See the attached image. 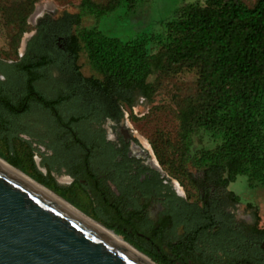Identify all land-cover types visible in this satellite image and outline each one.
<instances>
[{"label":"trees","instance_id":"1","mask_svg":"<svg viewBox=\"0 0 264 264\" xmlns=\"http://www.w3.org/2000/svg\"><path fill=\"white\" fill-rule=\"evenodd\" d=\"M38 1L26 0L15 9L22 25ZM152 1L110 0L102 5L82 0L77 14L41 20L26 52V58L37 61L22 68L33 74V68L56 66L74 90L85 92L95 106L110 112L132 106L138 95L150 98L155 88L149 79L157 73L196 72L197 98L179 112L175 157L184 172L191 162L202 173L194 185L206 202L219 195L223 201L241 203V197L228 190L238 177H247L251 189L264 187V0L253 5L244 0H180L163 17L148 15L146 4ZM115 14L128 20L126 29L133 28V35L124 38L110 34L106 25L103 28L101 22ZM88 17L98 24L85 26ZM24 32L22 28L20 37ZM83 57L90 76L81 71ZM0 133V138L6 134L8 163L79 208L67 191L40 176L19 138L12 141L5 130ZM195 137L201 143L208 138V143L194 150ZM22 154L29 168L20 159ZM249 208L256 231L262 218L258 207L249 203Z\"/></svg>","mask_w":264,"mask_h":264},{"label":"flooded vegetation","instance_id":"2","mask_svg":"<svg viewBox=\"0 0 264 264\" xmlns=\"http://www.w3.org/2000/svg\"><path fill=\"white\" fill-rule=\"evenodd\" d=\"M26 52L16 61L0 58V128L22 141L40 176L79 208L43 186L151 260L149 253L168 264H264V217L255 231L249 203L244 217L241 203L219 195L206 202L198 187L192 198L142 147L127 106H95L53 65L27 73L22 67L37 60ZM15 70L20 88L10 84Z\"/></svg>","mask_w":264,"mask_h":264},{"label":"rangeland","instance_id":"3","mask_svg":"<svg viewBox=\"0 0 264 264\" xmlns=\"http://www.w3.org/2000/svg\"><path fill=\"white\" fill-rule=\"evenodd\" d=\"M25 1L0 0V58L2 59L16 61L22 58L26 52L27 42L36 36V27L41 20L56 21L65 14H77L80 12L82 2V0H40L28 17L26 25H22V20L16 18L14 11L23 5ZM93 1L102 5H107L110 2V0ZM244 1L249 5H253L257 0ZM179 3L180 0H153L146 4V9L149 10V16L153 13L156 17H163L173 12ZM118 15H113L106 22L102 21L101 25L103 28L106 25L107 30H111L110 34L118 33L124 38L130 37L133 35L134 29H126L129 23L128 20L123 16L119 18ZM136 18H140V15H137ZM83 23L85 26L92 27L96 26L98 21L94 17H88L84 19ZM22 28H25V32L20 37ZM19 37L20 41H18ZM36 43L38 45V42ZM79 64L82 73L85 76H90L91 72L86 64L85 57L81 58ZM55 71L54 69L53 72L57 73ZM18 74L19 72L15 70L12 74L15 83L12 81L10 84L14 87L17 85L20 88L22 79L18 77ZM197 79L196 72L186 69L171 74L157 73L149 79L155 88L153 95L150 98L138 95L135 103L127 108L128 121L142 147L150 153H154L162 168L180 180L183 183L182 185L189 190L190 196L195 199L201 195V192L196 188L194 182L202 176V173L193 167L191 162L187 163V171L184 172L179 168V161L175 156L179 146L181 124L179 112L187 101L197 98ZM62 85L65 86L66 84L62 83ZM43 90L49 93L51 88H44ZM0 136H2L1 133ZM4 136L0 138V157L5 160L9 158V151ZM199 139V137L194 138V150L196 147L208 143V138H205L203 143ZM23 154L20 159L24 161V166L29 168L27 159ZM228 190L239 195L242 199L241 204L237 207L240 215L247 217L246 205L252 203L258 207L262 218L264 217V187L251 189L248 178L240 176L235 183L229 186Z\"/></svg>","mask_w":264,"mask_h":264},{"label":"water","instance_id":"4","mask_svg":"<svg viewBox=\"0 0 264 264\" xmlns=\"http://www.w3.org/2000/svg\"><path fill=\"white\" fill-rule=\"evenodd\" d=\"M129 245L0 165V264H157Z\"/></svg>","mask_w":264,"mask_h":264},{"label":"bare ground","instance_id":"5","mask_svg":"<svg viewBox=\"0 0 264 264\" xmlns=\"http://www.w3.org/2000/svg\"><path fill=\"white\" fill-rule=\"evenodd\" d=\"M0 165L9 169L10 171H12L15 175L23 178L24 180L30 182L31 184L38 186L39 188H41L42 190H45L54 200H56V202H58L60 205H62L63 207L69 209L70 211L75 212L76 214L80 215L81 217H83L84 219H86L88 222H90V224L99 227L100 229L104 230L106 233H108L109 235H111L117 242L119 243H126L124 242L123 239L119 238L118 236H116L115 234H113L112 232L106 230L104 227H102L100 224H98L97 222H95L94 220H92L91 218H89L88 216H86L85 214H83L82 212L78 211L77 209H75L73 206H71L69 203H67L65 200L61 199L59 196H57L54 193H51L49 190H47L44 187H41L39 184L35 183V181L31 180L29 177H27L26 175H24L23 173H21L20 171L12 168L8 163H6L4 160L0 159ZM129 248L134 250L135 249L133 247H131L129 245Z\"/></svg>","mask_w":264,"mask_h":264}]
</instances>
